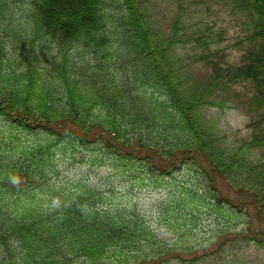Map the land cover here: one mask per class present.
Returning <instances> with one entry per match:
<instances>
[{
    "label": "trees",
    "instance_id": "obj_1",
    "mask_svg": "<svg viewBox=\"0 0 264 264\" xmlns=\"http://www.w3.org/2000/svg\"><path fill=\"white\" fill-rule=\"evenodd\" d=\"M149 1L0 0V264H152L170 254L137 201L60 167L83 155L88 169L107 164L151 190L190 163L212 194L192 195L194 205L249 203L264 222V160L244 146L227 151L204 115L241 85L254 116L246 145L264 149V0H217L243 20L247 46L235 65L210 60L220 49L198 56L210 69L200 83L182 73L176 50L208 43L209 29L180 15L161 29L149 9L162 4ZM6 42L19 53L5 58ZM230 176L250 184L249 199L222 193L217 179ZM242 234L264 245L263 228Z\"/></svg>",
    "mask_w": 264,
    "mask_h": 264
},
{
    "label": "rangeland",
    "instance_id": "obj_2",
    "mask_svg": "<svg viewBox=\"0 0 264 264\" xmlns=\"http://www.w3.org/2000/svg\"><path fill=\"white\" fill-rule=\"evenodd\" d=\"M153 1L162 4V13L149 6L153 18L161 21L158 22L161 29H164V25L169 26L172 19L178 15L187 27L209 29L204 36L208 43L191 42L179 45L176 50L181 60L182 73H189L193 82H203L210 76L209 64L205 60L197 59L200 55L205 56L208 49L221 50L219 55L209 58L220 65H235L241 61L244 48L247 46L248 30L240 16L233 13L228 6L218 3L217 0L207 2L187 0L183 5V11L179 13L178 0ZM151 2L152 0L148 5ZM20 44L18 46L23 48V44ZM6 51L9 57L12 53H19L16 47L9 46L7 42L6 50L2 53L5 58ZM233 90L238 91L237 96ZM225 92H229L222 97L225 108L205 109V118L210 122L208 124H214L219 140L228 148L227 151H236L235 148L244 146L248 150L246 156L248 159L264 160V149L246 145L254 131L253 127L249 126L254 116L246 112L242 102L243 95L248 96V90L237 85ZM77 157L74 161L66 159L60 161V167L70 169V174L74 173V168L80 172L88 170L86 174L91 178L116 187L117 195L122 196L121 201H124L126 195L129 201L138 202L137 211L154 233L156 245L171 250L160 263L152 264H264V245L258 246L254 241L247 242L242 234L264 229L262 219L255 217V211L249 203L248 208L240 206L242 208L239 211L237 208L240 207L233 210L229 207L217 210L215 205L210 206L212 203H209L211 198L208 196L205 203L194 205L192 195L210 193L212 196L207 182L195 173L194 165L186 163L180 166L182 169L176 175L164 180L160 187L151 190L150 187L137 188L139 182L132 177L113 175L108 171L107 164L88 169L85 165L88 158L85 155L83 158ZM256 161L258 160H254ZM242 181H245V184ZM217 183L224 195L233 199H249L251 186L245 179L234 176L221 177L217 179ZM132 188L134 190H131ZM244 193L247 194L246 198L243 196Z\"/></svg>",
    "mask_w": 264,
    "mask_h": 264
}]
</instances>
